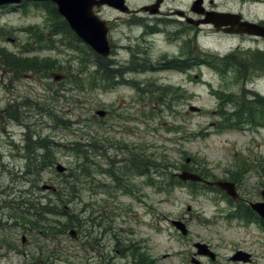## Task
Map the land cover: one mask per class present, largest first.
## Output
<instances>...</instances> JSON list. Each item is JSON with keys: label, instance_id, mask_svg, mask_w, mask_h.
<instances>
[{"label": "rangeland", "instance_id": "rangeland-1", "mask_svg": "<svg viewBox=\"0 0 264 264\" xmlns=\"http://www.w3.org/2000/svg\"><path fill=\"white\" fill-rule=\"evenodd\" d=\"M153 1L126 0L131 8ZM192 2L163 0L161 19L148 20L159 24V32L152 31L151 23L144 25L136 18L122 21L119 13L105 9L104 18H118L108 35L118 48L109 59L121 74L118 82L104 81V86L93 77L94 54L82 41L67 30L49 35L47 26L53 20L48 21L46 3L0 5L1 53L36 57L41 66L49 59L51 65L46 71H15L0 56V264H135L138 253L145 255L147 264H195L192 257L199 264H264V226L241 216L251 214L249 202L262 198L264 127L244 122L231 127L220 111L222 104L232 110L236 101L246 107L252 94L247 90L264 98V69L249 67L251 55L264 54V40L202 24L195 25L198 31L172 38L168 31L174 32L177 23L169 20L176 15L168 12L177 9L194 16ZM203 6L264 20V0H204ZM31 26L50 39L33 38ZM180 50L183 58L192 55L208 61L188 70L165 66ZM226 56L236 65L220 73L212 64H221L220 58ZM167 87L182 93L163 100ZM190 105L199 110H190ZM96 109L106 110V115H96ZM78 142H94L93 149H83L91 171L76 193L62 192L61 201L42 186H63V173H57L55 164L65 166L64 174L75 169L79 160L73 148ZM25 145L52 150L54 163L44 167L40 177L22 175L27 165ZM127 150L144 153L142 158L154 157L167 167L160 165L145 175L125 174ZM183 163L189 167L183 168ZM183 169L209 182L240 171L239 198L205 188V182L188 186L172 181V174ZM25 196L49 199L50 205L59 204L58 210L64 206L74 218L73 226L64 228L60 223L65 215L52 213L47 215L50 233L29 229L15 216V202ZM171 220L182 221L186 234ZM196 241L205 243L215 258L196 254ZM129 243L134 250L126 252ZM236 249L249 252L252 260H229Z\"/></svg>", "mask_w": 264, "mask_h": 264}, {"label": "trees", "instance_id": "trees-1", "mask_svg": "<svg viewBox=\"0 0 264 264\" xmlns=\"http://www.w3.org/2000/svg\"><path fill=\"white\" fill-rule=\"evenodd\" d=\"M46 9L48 10L53 20V22L48 24L47 26L49 27V30L47 31L49 35L51 34L52 36H56L59 33H65L66 32L65 30H67L68 31L67 34L70 33L71 36L75 40H77L76 35L69 29L66 21L56 12L55 6L48 5V7L46 6ZM63 28H65V30H63ZM31 29L34 31H31ZM29 31L30 33L33 32V38L37 40H47L48 35L44 36L45 35L44 32L39 30L38 28L31 26L29 28ZM48 38L50 39V36H48ZM47 46L51 47L49 44H47ZM88 49L91 51L92 54H94L95 61L94 60L93 61L95 63V69L92 72L94 75L93 76L94 79H96V81H98L99 83H102V86L105 85V83H103L104 81H106V84L108 85H113L114 83L118 82L119 80L117 79H119L120 76H117V75H120L121 73L119 72L120 70L112 67V60L109 58H101L100 56L96 55V53H94L89 47ZM0 56L3 57V61H5L7 65L10 64L14 68H16L15 71L22 70V69L35 70V71L36 70L46 71L51 66L49 65V62H48L49 59L45 60V63L42 64L41 66V64L39 63V60L36 57L30 58V59L29 58L21 59L18 56H16L15 58L14 56H12V54L7 53V52L1 53V51H0ZM14 58L16 62L14 61ZM213 60L215 61V59ZM220 60L222 62L221 64H218V65L212 64L220 73L226 72L227 68L229 69L232 68L230 67V65L227 64V63H230L229 60L225 61L224 58H220ZM249 60H252L253 63L255 64L253 66H249L250 68L256 69L258 67V69L259 68L264 69V54L260 55L258 53H255V55H251V58H249ZM52 67L54 68L56 66L52 65ZM120 69H123V68H120ZM244 75H246L245 72H244ZM177 93H182V92L181 90L177 91L173 87H167L165 88V91L163 92V97H164L163 100L167 99V101H170V98H174L177 95ZM222 98H225L229 101L233 100L232 96L230 95H225V96L223 95ZM253 99H254L253 101H249L246 107L245 106L241 107V105L238 104L236 101L235 103L236 105L230 111H228L227 109H224L223 104L221 105L220 107L221 114L225 118V120H228V121L230 120L231 127H237V125L243 122L248 123V124L251 123L252 125L254 123V125H261L264 127V98L262 96L254 94ZM257 115H259V118H258L260 120L259 123H255V118L257 117ZM93 143L94 142H90L88 144H82V142L76 143L78 147H74L73 149L74 150L76 149V157L79 161L76 163L75 169H73L68 174L62 175L63 186L61 188H58V189L56 188L55 190H52V192L55 194L58 200L61 199L62 201V197L65 195V193H62V192H66L68 194L76 193L77 190H79L78 186L82 184L86 176L90 174L91 164L87 161V155L85 154L86 151L83 149H85V146H91L92 147L91 149H93ZM95 147L96 149H99L97 145ZM36 149H42V151L38 152L39 150H36ZM24 150H26L28 154L26 156L27 165H26L24 172L22 173L23 176H26L28 174L32 175L35 173L36 177L37 175H39L40 177V172L44 169V167H47V166L49 167L54 163V156H53L52 150H50L47 147L40 146L38 148H30V147L28 148L27 145H25ZM143 155L144 153H141V152L139 153V152H134L133 150H127L125 174L128 171L131 174L145 175L146 173H148V171L152 169H157V167L160 165H162L161 168L167 167V163L158 164L154 157L148 156V157L142 158ZM182 167L183 168L189 167V163L188 164L183 163ZM107 170L111 171L110 169H107ZM190 170H196V169L192 168ZM239 177H240V171L235 170L234 172L231 173V175H228L227 179L237 182L238 181L237 179ZM171 180L178 181L180 184H185L188 186L199 184V182H191V181L183 182V181H180L179 179L175 180L174 175L171 177ZM172 181L169 182V185H172ZM33 187H34L33 185L30 186L29 190L33 191L34 190ZM204 187L211 188V186H207V185H205ZM20 192L24 194L25 193L28 194L26 190H21ZM32 198L33 197L25 196L19 200H16L15 202L18 207V210H16V213H15L16 218L23 222L28 223L29 229L35 228V229L42 230L46 234L50 233L51 226L47 224L48 222L47 215L52 214V213L57 214V215H60V214L65 215V220L60 223L61 226H63L64 228L68 226H73L74 218L72 215L70 214L68 215L65 212L64 206L61 207L60 210H58V207H60L58 206L59 204L50 205L49 199L48 201H42L38 197H36L34 200ZM251 213L253 212L251 211ZM242 216L246 217L247 215H242ZM81 221L83 222L84 220L76 219V222H81ZM124 248L126 252H129L133 248V244L131 243L126 244V247ZM132 250H134V248ZM135 252L138 253V251L136 250L132 252L134 256L136 255ZM138 255H139V258L138 260L135 261L136 262L135 264H147L145 255L143 253L142 254L138 253ZM148 261H151V260L148 259Z\"/></svg>", "mask_w": 264, "mask_h": 264}, {"label": "water", "instance_id": "water-1", "mask_svg": "<svg viewBox=\"0 0 264 264\" xmlns=\"http://www.w3.org/2000/svg\"><path fill=\"white\" fill-rule=\"evenodd\" d=\"M24 1H51L56 7L60 15H62L68 22L70 28L86 42L95 52L106 57L110 53V46L107 40V26L105 22L98 18L92 11L93 6H100L102 4H107L114 7L120 11H129L127 5H125L124 0H0V5L10 4V3H21ZM162 0H155L149 5H144L140 7L139 11H145L149 13H156L158 11L159 5ZM203 0H194L191 6V10L197 14H204V18L193 20L187 18L189 22L198 25L199 23H210L216 30H221L224 32L231 33H246L254 34L264 37V25L253 23L250 21L242 20L241 15L232 12H223L218 10H205L202 6ZM225 26H229L226 27ZM59 78V76H55ZM190 110L198 111L199 108L190 105ZM95 114L103 117L106 111L103 109H97ZM188 161V160H187ZM56 171L59 173L65 171V166L57 163L55 166ZM182 180H200L201 177L188 170H182L176 174ZM209 184H214L220 189L225 190V192L233 198H237L238 194L235 189V184L227 180H215L213 182H208ZM49 185H44L43 188H48ZM263 200L250 202V206L255 210L261 217L264 218V188L261 191ZM174 226L181 231L182 234H186L187 229L184 223L180 220L171 221ZM73 235V230L70 231ZM194 246L197 247V253L208 254L211 259L215 258L213 252L208 249V246L203 242H195ZM232 260H241L244 262L250 261V254L243 251L237 250L233 256ZM195 263H199L196 259L192 260Z\"/></svg>", "mask_w": 264, "mask_h": 264}, {"label": "flooded vegetation", "instance_id": "flooded-vegetation-1", "mask_svg": "<svg viewBox=\"0 0 264 264\" xmlns=\"http://www.w3.org/2000/svg\"><path fill=\"white\" fill-rule=\"evenodd\" d=\"M124 3H126L127 4V2H126V0H124ZM151 3V2H150ZM149 4V3H148ZM127 6H128V8H129V11H120V10H118V9H116V8H114V7H111V6H109V5H107V4H103V5H100V6H95L94 8H93V13H95L100 19H102L103 21H105V24H106V26H107V28H108V32H107V38H108V35H109V30H110V28H111V25L113 24V21H115L116 19H118V18H115V19H108V18H104V11H105V9H111V10H114V11H116L117 13H119L121 16H123L124 17V19H121L122 21H127V22H129V21H131V20H133L134 18H136L137 20H139V22H142L144 25H147V24H150L151 22H148V20H149V18L150 19H161V15H162V11L160 10V8H161V5L159 6V10L156 12V13H148V12H143L144 14H141V13H137L138 11H134V10H136L135 8H131V7H129V5L127 4ZM139 8V7H138ZM191 11V10H190ZM168 13H171V14H174V15H176V16H173V19H170L169 21H171V22H175V23H177V26L175 27V30H174V32H170V31H168V34H170V36L172 37V38H181V36H182V32H190V31H198L199 29H200V27L198 28V27H196L194 24H191V23H189L187 20H186V18L189 16V12L188 11H182V10H177V9H173V10H170ZM237 13H239V12H237ZM170 14V15H171ZM192 15H194V16H196L195 14H193L192 13ZM240 15L242 16V18H243V20H248V21H252V22H257V23H259V24H262V25H264V20H259V21H254V20H251V19H248V18H245L243 15H242V13H240ZM194 16H192V17H194ZM164 18H171V17H164ZM194 18H197V17H194ZM120 20V19H119ZM151 24H153V23H151ZM181 24H184V28H183V30L181 29ZM159 24H153L152 26L153 27H151V26H145V28H147V27H151V29H152V31L153 32H159V26H158ZM226 27H229V26H225V28ZM186 29V30H185ZM219 32V31H218ZM222 32V31H221ZM226 33H228V32H226ZM234 34V33H233ZM238 35H242V36H247V37H249V38H251V39H254V40H259V41H263L264 40V37H261V36H259V35H252V34H246V33H240V34H238ZM108 40H109V44H110V47H111V51H110V55H111V52L112 53H114L116 50H117V48H118V45H114V44H112V42L110 41V39L108 38ZM144 49H147V46H145V48ZM187 55H188V53H187ZM133 56L134 57H136V58H138L139 57V53H133ZM132 56V58H134ZM183 56H185L184 55V53H183V51L182 50H180L179 51V55L176 57V58H170L168 61H165L164 62V65L165 66H170V68L171 69H178V70H180L181 69V66H184V69L185 70H188V69H186V68H188V67H191V66H196V64H199V62H202V61H208V60H206L205 58H199V59H197V57L196 56H186V57H184L183 58ZM131 58V59H132ZM231 58L232 59H235V57H234V54L233 55H231ZM225 61H227V60H229L230 61V63H227L228 65H230V67H232L231 65H236V61L235 60H230L229 58H228V56H226L225 58ZM112 62H114V60L112 61ZM133 64V63H132ZM242 64V63H241ZM249 65H254V63H253V61L252 60H250V63H249ZM154 67H157V66H154ZM228 70V69H227ZM247 91H250V92H248L249 94H251V99H250V101H253L254 99H253V96H254V94H258L259 92L258 91H254V90H247ZM249 96V95H248ZM238 188V187H237ZM262 199V198H261ZM254 217H257V218H259V216L257 215V214H255L254 215ZM261 224H262V226H264V220H263V222H261Z\"/></svg>", "mask_w": 264, "mask_h": 264}]
</instances>
